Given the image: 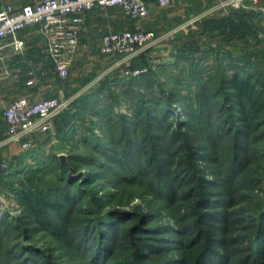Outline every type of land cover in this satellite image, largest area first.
<instances>
[{
    "label": "rangeland",
    "instance_id": "374dc122",
    "mask_svg": "<svg viewBox=\"0 0 264 264\" xmlns=\"http://www.w3.org/2000/svg\"><path fill=\"white\" fill-rule=\"evenodd\" d=\"M244 4L245 9H253L255 14L254 20L258 22L256 23L255 21V24H253L255 26V36L253 37L251 34L247 36L252 44L257 43L253 48L251 46V48L254 49V54L257 55V58L251 61V63L242 62L240 70H242L241 73L243 74H245L247 70L252 71L253 73L260 72L262 76V73L264 75V39L260 38L259 34L262 32L261 29H264L261 24L264 23V0H245ZM159 10H164V8H160ZM164 23L165 22L162 21V23L153 24L150 19H144L142 21L143 27L155 30L159 38L155 45L144 50L140 55L135 57V59L137 58L139 65L143 66L145 63L144 61L147 60L148 65L151 66L150 78H148L147 82L145 78H139L135 82H129V84L118 85L117 83H111L109 81L101 86L100 83L106 79L108 80L107 77L114 78L118 76L122 78L123 75H130L126 72L128 69L126 65L118 64L121 63L122 57H109L102 53L99 54V51L97 50H93L92 57L83 56L75 61L71 76L63 81L65 87L64 93L67 94L66 92L69 91L66 96H77L76 100H79L82 96L92 93V106H90V108L88 107V110L83 109V114H80L79 111L76 112L77 110L74 108L73 110L75 111L76 116L74 120L66 126L67 129L65 128V131L59 129L61 123L57 124L54 121V131H36L23 137L22 142L12 141L4 146L5 148L7 147L5 150L8 154L7 157L12 160V165L9 173H7V175L9 174V177L6 181L4 180L5 182H3V176H1L0 171V220L3 217L7 218L9 223L17 226V228L14 230L12 229L9 236L10 239L7 240L6 244L0 247V257L1 259L5 258L3 257L5 255L4 251H7V247L11 245L19 247L17 248L19 251L17 253H20V255L14 259L11 258L9 262L5 260V264H26L24 261L31 256L30 249L36 252L35 255H38V261L41 262V264H87L89 259L87 260L85 256L80 255L77 249V234L80 228L88 220H93L92 223H94L96 222V219L102 215L109 217L108 219L110 220H107V224L112 219L117 226L116 229L120 227L119 220L127 221L124 225V231L128 234L125 237L124 243L131 244L128 245L130 250L135 247V239H140V232L133 230V228L137 226L141 215L145 217H154L148 222L149 224H144L145 226H143V230H146L147 233L153 236L155 235L154 237H158V235L164 233L160 238L165 239L162 241L154 239L153 242L162 243L167 246V243L174 241V244L176 245L178 244L177 241L180 239L181 241H185L189 238L188 235L184 234L185 232H183V230L187 225L194 222V218L188 215L192 204L194 207H197V209H200V211L208 210L210 213H213L220 210L222 212L217 213L218 216L229 217L232 220L225 224L223 220H216L214 218L210 219V221L215 225L209 224L206 226V229H208L209 232L213 231V234H211V238L213 239L228 235V238H230L231 241L228 246L224 247L219 243L217 245L222 253L228 254L230 261L236 260L239 256L246 258L249 255L254 254L251 247H249L252 243L250 238L254 231L252 223H254V216L260 211L263 205L262 203L264 202V120L262 122V128L259 131V133L263 131L260 134V138H262L261 140L259 138L256 144H254V148H258V151H261L260 155H252V158L248 161L246 167L237 176L232 174L231 167L233 164L228 159L232 152L230 146L232 141L230 137H222L220 139L221 146H216L218 147L216 153H218L219 161L211 162L212 165L204 164L202 161L198 163L199 167L204 168L206 179L209 181H216L214 185L207 187L209 191L214 192L212 198L223 201L222 206H215L212 207V209L206 208V206L203 208L198 207L197 201L200 199V194H189L187 198H181V196L174 201H167L166 199L164 200L157 197L152 192V189H150V185H152L151 176L154 173L152 169L147 171L148 167L144 165V163L147 162L148 155H146L145 152L144 154L141 153L140 149V154L137 155L142 162L140 166L134 167L133 164L132 167L134 168H131L129 166L124 167L118 165L116 162H110L117 165L119 172L107 176L102 172V167H99V163L102 161H108L101 158L102 155L100 151L96 149L95 142L84 139V136L90 137V139H95L97 137L101 138L100 135L104 137L105 132L102 128L104 127V124H101V126L98 124L95 125L96 121L104 122L109 118L116 119L122 117L123 114L131 117L132 114L134 115L136 107H138V104L140 105V103L145 102L151 104L152 109L155 110L154 113L160 117L162 112L158 108L162 107V102L160 101L161 98H159L158 101L155 98H163L164 94L161 86L176 91L181 89L185 95H191L190 99H192V105L190 106L188 101L187 103L186 101L184 103L181 102L180 114L183 116L185 115V108L190 110V114L186 113L187 116L185 117L193 120L196 124L195 126L200 127V129L196 131V136L194 135L189 138V132H186V130H180V126L177 124L176 120L172 123V131L176 129L182 131L179 134V143H181L180 146L182 147L179 146V148L176 149V145L171 143V141H167L168 139L166 138L168 143L166 146L168 147L169 152H166L163 155V158L160 159L161 161L162 159H165L164 167L168 169L165 175H163L160 184L167 183L168 185V182L172 181L171 177H175V181H178V177H181V179H186L188 177L189 180L187 181L189 182L184 185L181 184L179 187L182 191L185 189L186 191H193V188L189 187L194 182L192 174L196 170L193 168V165L191 166L192 160L189 156V150H187V147H189L192 141H194V147L197 149H201V146L204 143L211 142L207 135L210 134V137L216 136V133H214L215 126L210 125V123L213 122V118L210 117L207 119V115L201 113L195 103V101L198 100V98H196L197 92H195L197 89L195 88V85L197 84H193L191 81H188V79H184V77L181 78V76H183L181 65L187 66V64H189L188 61H181V64L179 63V65L175 64L176 60L172 54V50L183 44L182 36H184L185 33L179 32L183 30L178 28L179 36H177L174 41H171L173 38L169 36L168 32L172 29H169L170 27L166 26ZM213 35L220 37L212 38L214 45L233 47L235 50L238 49L239 51L245 50L247 47V44L244 43L245 39H231V42L228 43V41L222 39V33H211V36ZM240 47L245 48L239 49ZM39 50L43 52L40 46ZM40 54L43 56L44 52H40ZM143 54L145 56L144 61L141 60ZM89 55L91 56V54ZM201 64L206 65L207 67L211 66L212 68L216 65L214 64V58L211 55L203 58ZM25 65L26 71H22V74H19V76L17 75L16 78L18 81L16 82V85L13 86L12 84L9 86L11 88L6 90L4 89L8 87L7 84L10 85V82L15 80H11L13 74L8 77V74L4 72V68L0 69V98H7L10 95L16 94L15 92L18 93L16 90L19 87L18 84L20 85L23 83V80L28 81L30 78L29 74H27V71H29L30 68L39 73L38 64L36 65L34 60L29 59L28 61H25ZM258 76L259 75L254 74L253 81H255ZM127 80L130 79L127 78ZM151 82L153 83V87H151ZM261 86L262 84H257V88H261ZM36 90L38 91V89ZM26 94H29V92ZM38 94L39 93L37 92L31 95L34 98H40L37 96ZM68 108H66V110ZM63 112H65V110ZM193 115L194 117H192ZM202 124L205 125L203 126L204 128H201L200 125ZM105 125H107V123ZM93 126H95V133L92 132ZM206 127L207 130L205 129ZM112 130H114V128ZM96 135L98 136L96 137ZM114 135L115 132L111 135V138H109V141L107 142L108 144H111ZM27 140L31 141L33 144L30 147L31 149H25L22 146V143ZM151 144L152 143H148V147H151ZM34 148L35 151L32 150ZM254 148L253 151L255 152ZM209 150V153L212 155L215 154V152L213 154L211 147H209ZM28 152H30V155L23 157L22 165H20V156ZM32 152L34 154H31ZM63 153L67 154V161L73 171H71L70 167L65 166L69 169L71 175H76V179H78L82 173H87V177H89V175L92 176L97 174V177L93 178L90 182L87 181V183H85L84 180L82 181V178H85L82 176L77 183V186H79L78 188L83 189V197H87L88 200H83L79 202V204L73 206L74 211L65 212L67 215V217H65L67 221L65 220L66 222L62 225L63 231L66 232L64 238L57 236L56 233L51 230L42 228L32 216H29L26 206L19 200L17 196L18 194L14 190L20 186V179L25 181L26 184L35 187L46 184L53 186L58 185L61 182V179L57 177L58 173L53 171L52 167L50 168V165L47 171L40 172L36 177H30V179L26 176L24 171L31 169V166L38 167L37 163L40 158H43V160L46 159L48 163H52L53 160H49L47 158L48 155L59 154L60 157V154ZM69 155H71V157ZM77 155H80L81 159L76 158ZM86 157L90 158V162L86 161ZM93 157H95L94 162H91ZM56 162L57 159L55 158V163ZM201 172L197 171L198 176H200ZM100 174L101 176H99ZM115 178L123 180L116 181ZM127 178L128 180H125ZM159 190L161 189L159 188ZM199 190L200 188L197 187L193 193L196 194ZM68 208V206L64 207L63 211H66ZM121 216H124V218H120ZM52 219L54 220V223H62L58 218L53 217ZM157 223H159V225L171 226L170 228L176 232H160V230L156 229V226L154 227ZM216 223L227 225V233L226 231L219 229V227L216 226ZM197 224L198 227L204 229L201 222H197ZM104 227L106 228V226ZM234 238L235 240H233ZM236 242L239 243L240 246H238V244H232ZM172 247L173 246L169 248V251L166 254L167 257L171 259L169 264H181V261H184V256H187L188 252L191 253L190 250L188 251L183 248L170 252L173 249ZM237 247L241 250H238ZM262 247L263 246H261L260 254L264 252V248ZM147 250L155 253L151 252L152 255L157 256L158 254V252L155 251L157 250L155 248ZM256 255L258 256L259 254ZM257 256H254L253 259ZM150 260H153L152 256ZM139 264H142V262Z\"/></svg>",
    "mask_w": 264,
    "mask_h": 264
},
{
    "label": "trees",
    "instance_id": "16d2710c",
    "mask_svg": "<svg viewBox=\"0 0 264 264\" xmlns=\"http://www.w3.org/2000/svg\"><path fill=\"white\" fill-rule=\"evenodd\" d=\"M238 14L241 15L238 21H236L234 16ZM246 15L247 13L245 14L244 11L239 12L238 10H232V13L220 19L221 21L219 19L208 18L200 24L198 31H192L188 39L183 42L181 46L172 51L176 60L175 64L179 65L181 61H188L189 64H187V66L181 65L183 74L181 78L184 77V79H188V81H191L193 84H197L195 85V88H197L195 92H197L196 98H198V100L195 101V103L201 113L207 115V119L210 117L213 118V122L210 123V125L215 126L214 133H216V136L210 137V134L207 135L211 142H206L201 146V149H197L194 147V141H192L193 143L191 142L189 147H187L189 156L192 160L191 166L193 165V168L196 170L192 174L194 182L189 187L193 188V191H186V189L182 191L179 187L181 184L184 185L189 182L187 181L189 180L188 177L186 179L178 177V181H175V177H171V182L173 183L169 181L168 185L167 183L160 184L163 175H165L168 169L164 167L165 159H162V161L160 159L163 158L166 152H169L166 146V144H168L167 141L174 143L177 149L181 144L179 143V134L182 132L180 130L189 132L190 138L194 135L196 136V131L200 129V127L195 126L196 124L193 120L185 117L190 110L185 108V115L183 116L180 114L181 102L184 103L186 101L187 103L188 101V104H190V106L192 105V99H190L191 95H185L181 89L176 91L161 86L163 88V98H155L157 101L161 98L162 107L158 108L162 112L160 117L154 113L155 110L152 109L151 104L144 102L140 103V105L138 104L134 115L132 114L131 117L123 114L122 117L116 119L109 118L104 122H95V125L98 124L101 126V124H104L102 128L105 135L104 137L100 135L103 139L97 137L98 135H96L97 138L95 139H90V137L86 136H84V139L95 142L96 149H98L102 155L101 158L108 161L99 163V167H102V172L107 176L118 173L117 165H114L115 162L124 167L129 166L134 168L140 166L142 162L137 157V155L140 154V149L141 153L144 154L145 152L146 155H148L147 162H145L146 164L144 163V165L148 167L147 171L152 169L154 173L151 176L152 185H150V189H152V192L157 197L164 200L166 199L167 201H174L181 196V198H187L189 194H200V199L197 201L199 208L206 206V208L212 209V207L215 206H222L223 201L212 198L214 192L207 189L208 186L214 185L216 181H209L206 179L204 168L199 167L198 163L202 161L204 164L212 165L211 162L218 160V153H216V150L221 146L220 139L222 137H230L232 141L230 145L232 152L228 159L233 164L231 172L235 176L246 167L252 155H260L261 152L258 151V148H254V144H256L257 140L260 138V134L263 132L261 131V133H259L264 120V75L262 73L261 76L260 72L253 73L247 69L248 73L246 72L243 74L241 73L242 70H240L242 62L251 63V61L257 58V55L254 54V49H252L257 43L252 44L247 37L250 34L253 37L255 36V26H253V23L249 19H245ZM211 33H222V39L228 41V43L231 42V39H245L244 43L247 44V47H240L239 49L245 48V50L239 51L238 49L235 50L233 47L214 45L212 38L219 36L213 35V37ZM210 55L214 58V64H216L214 68L201 64L202 59ZM144 57L143 54L141 60L144 61ZM144 62L143 66L138 64L137 58H134L132 62V68L146 69L139 75H123L122 78L118 76L114 78L107 77L108 80L102 81V83H100L101 86L109 81L111 83H117L118 85L129 84V82H135L139 78H145L147 82L148 78H150L151 66L148 65L147 60ZM254 74L260 76H258L255 81H253ZM127 78L130 80H127ZM258 83L262 84L261 88H257ZM151 87H153L152 82ZM92 98V93L82 96L79 100L74 102L71 108L62 112V114L55 119L57 124L61 123L59 129L65 131L67 129L66 126L74 120L76 116L73 110L74 108L77 110L76 112L79 111L80 114H83V109L88 110V107L90 108V106H92ZM192 117H194V115ZM175 120L177 124H179L180 130L176 129L172 131V123ZM106 123L107 125H105ZM204 124L200 125L201 128L205 126ZM113 128L114 130H112ZM205 129L207 130V127ZM92 132L95 133V126L92 127ZM114 132L115 135L112 137V142L108 144L107 142ZM148 143H152L151 147H148ZM209 147H211L213 154L215 152L214 155L209 153ZM32 150L35 151V148ZM31 154L34 153L32 152ZM26 155H30V152L20 156V165H22L23 157ZM69 156L71 157V155ZM47 158L53 160V162L48 163L46 159H38V167L31 166V169L28 171L25 170L26 176L29 179L30 177H36L40 172L47 171L50 165V168L52 167L53 171L58 173L57 177L61 179V184L59 183L54 186L50 184L37 186L35 184L37 186L35 187L26 184L25 181L20 179V186L14 190L18 194L19 200L26 206L29 216H32L42 228L51 230L55 232L57 236L64 238L66 232L63 231L62 225L67 221L65 212L74 211L73 206L79 204V202L83 200H88L87 197H83V189L78 188L79 186H77V183L82 176L85 177L84 179L82 178V181L84 180L85 183H87V181L90 182L93 178L97 177V174L87 177V173H82V175L76 179V175H71L69 169L62 163L59 154L48 155ZM55 158L57 159L56 163ZM76 158L81 159L80 155H77ZM85 159L87 162H90V158L86 157ZM94 159L95 157L92 158L91 162H94ZM133 164L134 167H132ZM9 170L10 168L1 170L3 182L8 179L9 174L7 175V173H9ZM197 171H202L200 176H198ZM99 176H101V174ZM115 180L120 181L123 179L115 178ZM125 180H128V178ZM157 186L161 190H159ZM197 187H199L200 190L194 194L193 192ZM262 204L260 211L254 216V223H252L254 231L250 238L252 243L249 247H251L254 254L246 258L239 256L234 261H230L228 254L222 253L217 245L219 243L224 247L228 246L231 242L228 235L213 239L211 238L213 231L209 232V230L206 229V226L209 224L215 225L210 219H220L223 220L225 224L229 223L231 219L229 217L218 216L217 213L222 212L220 210L213 213H210L208 210L200 211V209L194 207L193 204L190 207L191 210L188 215L194 218V222L187 225L183 230V232H185L184 234L188 235L189 238L185 241H181L180 239L177 241L178 244L176 245L174 241L167 243L169 246L153 242L154 239L157 241L165 239L160 238L164 233L158 235V237H154L155 235L153 236L147 233L146 230H143L144 224H149L148 222L154 217H145L141 215L137 226L133 228V230L140 232V241L136 238L135 247L130 250L128 245L131 244L124 243L125 237L128 234L124 231V225L127 221L119 220L120 229H116L117 226L114 221L111 219V221H109L110 223L108 222L107 224V220H110L108 219L109 217L102 215L96 219V222L92 223L93 220H88L80 228L77 234L76 246L80 255L85 256L87 260L89 259L87 264H139L140 262H142V264H169L171 259L167 257L166 254L171 246H173V249L170 252H174V250L180 248L191 251V253H187V256H184V261H181V264H264V252L260 254L261 246L264 248V202ZM67 206L69 208L63 211L64 207ZM53 217L58 218L62 223H54ZM120 218H124V216ZM197 222H201L204 229L198 227ZM104 226H106V228ZM155 226L160 232H176L168 225H159V223H157L154 227ZM216 226L227 233V225L216 223ZM16 228L17 226L10 224L7 218H1L0 247L6 244L7 240L10 239L9 236L12 229L14 230ZM233 240H235V238ZM237 242L232 244H238V246H240ZM14 246L15 245H11L7 247V251H4L5 255L3 256L5 258L1 259L0 257V264H5V260L9 262L11 258L14 259L20 255V253H17L19 252L17 249L19 247ZM153 248L157 249L155 250L158 252L157 256L152 255V251L147 250ZM237 249L241 250L239 247H237ZM30 252L31 256H29L24 263L41 264V262L38 261V255H35L36 252L31 249ZM256 254L259 255L257 256ZM151 256L153 260H150ZM254 256L257 257L253 259Z\"/></svg>",
    "mask_w": 264,
    "mask_h": 264
},
{
    "label": "built area",
    "instance_id": "2783aa9c",
    "mask_svg": "<svg viewBox=\"0 0 264 264\" xmlns=\"http://www.w3.org/2000/svg\"><path fill=\"white\" fill-rule=\"evenodd\" d=\"M160 7H167L171 0H157ZM207 12L245 7V0H212ZM121 7L123 13L136 21L135 29L108 31L100 40V51L109 57H122L119 65H126L129 75L141 73L145 68H132L135 57L158 42L155 30L143 27L142 21L150 16L147 0H36L33 3H5L0 5V52L26 54L28 44L25 31L36 27L40 43L46 53L40 73L28 71V85H38L42 77L67 79L79 53L80 34L85 28L87 12L95 8ZM206 12V13H207ZM206 13L198 15L204 16ZM30 33L27 32V35ZM259 37L264 39V30ZM129 61V62H128ZM123 62V63H122ZM71 104L64 89L57 95L34 98L31 94L11 100L3 108L7 122V136L0 146L8 142H22L23 137L36 132L54 131V121ZM31 141L22 143L28 149ZM11 159L0 152V171L10 168Z\"/></svg>",
    "mask_w": 264,
    "mask_h": 264
},
{
    "label": "crops",
    "instance_id": "0c3cea01",
    "mask_svg": "<svg viewBox=\"0 0 264 264\" xmlns=\"http://www.w3.org/2000/svg\"><path fill=\"white\" fill-rule=\"evenodd\" d=\"M35 1L36 0H0V5L5 3H14L17 6H20L22 4L33 3ZM147 1L149 3L150 14H151L148 19H150L153 24L162 23V21L165 22L164 24L170 27L169 29H172L170 32H168L169 36L173 38L171 41H174V39L177 36H179L178 35L179 32L181 33L183 32L185 33V35L182 36L183 37L182 39L183 42H185L188 39L189 34L194 30L198 31L200 24L203 23L205 20H207L208 18H214L220 20L223 17H226L229 14H231L232 10L233 11L238 10L239 12L244 11L245 14L247 13L245 19H249L253 24H255L256 21L254 20L255 19L254 11L250 7H249L250 9L248 8L245 9L244 7H243L244 9L231 8L230 12L228 13L224 9H219L214 12H207L212 6L213 3L212 0H171V4L167 7H164V10L161 11L159 9L163 7L159 6L157 0H147ZM202 13H206V14L202 17H198V15ZM240 15L241 14L234 16L236 21H238ZM256 23L258 22L256 21ZM136 24H137L136 21L127 17L123 13L121 7L119 6H111L106 8L99 7L87 12L85 28L80 34L79 53L76 60L82 58L83 56L92 57L93 50H97L99 51V54H101L100 40L104 33L112 30L120 31L129 28L135 29ZM261 24L262 27L264 28V23ZM178 28H181V30L183 31H179ZM27 32H29L30 34L27 35ZM25 37L28 44V50L26 54H11V53H7L6 50L0 52V69L4 68L5 70L4 72L8 74L7 75L8 77L9 75L13 74L11 80H15V81L10 80L11 81L10 85L7 84L8 87H6L4 90L11 88L9 86H11L12 84L13 86L16 85V82L18 81V79L16 78L17 75L19 76V74H22V71L23 72L26 71L25 61H28L29 59L34 60L36 62V65L38 64L39 73L41 69V64L45 62L46 53L44 51V48L41 46L40 35L37 32V28L36 27L28 28L25 31ZM39 46L44 52L43 56L40 54V52L41 53L43 52L39 50ZM89 54H91V56ZM63 81L64 79L58 77L55 78L44 77L41 79L38 85L31 86L27 84V80H23V83L20 85L18 84L19 87L16 89L18 93L15 92L16 94L10 95L9 97L6 96L7 98L1 97L0 98V143H2V141H4L7 136V122L2 115L3 108L5 105H7L11 100L21 95H24L28 92L29 94L32 95L38 92L39 93L37 95L38 97H49L52 95L53 96L57 95L61 89H65L63 85ZM36 89H38V91ZM66 93L68 94L69 91ZM67 94H65V97L71 100V104H69V108H71L74 102L76 101L77 96L76 97L66 96ZM6 144L7 143L0 146V152H2L5 155H8L5 150L7 149V147L6 148L4 147Z\"/></svg>",
    "mask_w": 264,
    "mask_h": 264
},
{
    "label": "water",
    "instance_id": "95a60500",
    "mask_svg": "<svg viewBox=\"0 0 264 264\" xmlns=\"http://www.w3.org/2000/svg\"><path fill=\"white\" fill-rule=\"evenodd\" d=\"M60 159H61V161L63 162L64 165H66L67 167L71 168L70 164L67 161V154H64V153L60 154ZM71 171H73L72 168H71Z\"/></svg>",
    "mask_w": 264,
    "mask_h": 264
}]
</instances>
